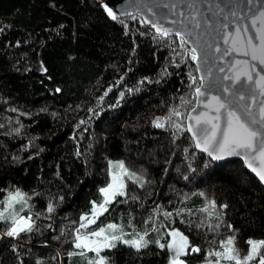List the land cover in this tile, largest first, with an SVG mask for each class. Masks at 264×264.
<instances>
[{
	"label": "trees",
	"instance_id": "1",
	"mask_svg": "<svg viewBox=\"0 0 264 264\" xmlns=\"http://www.w3.org/2000/svg\"><path fill=\"white\" fill-rule=\"evenodd\" d=\"M131 16L127 17L126 30L119 21L107 17L98 0H0V124L4 125L0 128V198L6 195L5 189L19 186L30 194L37 193L31 202L35 210H40L60 190L64 195V201L51 214L52 220L42 216L41 230L30 234L29 241H19L24 264H37L38 258L44 264H87L86 256L64 255L70 242L57 237L60 228L70 220H78L79 213L90 208V200L99 197L98 188L110 180L109 159H124L133 169L146 172L150 183L139 188L129 181L130 192L140 199L113 202L101 220L127 222L131 215L138 227H144L142 221L156 205L169 209L187 206L197 212L204 203L199 191H205L218 203L229 204L221 211L240 229L242 249H247L244 240L248 236L264 237V186L257 178L240 161L213 162L205 167L203 160L209 157L198 150L195 159L190 160L184 152L191 142L189 133L176 138L170 127H157L151 122L165 115L172 103H179L181 96L194 99L188 88L191 69L185 64H169L171 74L159 76L161 66L171 58V50L141 34L145 27L137 23L138 16L137 20H131ZM60 24L64 27L57 32ZM16 40L21 41L20 45L15 44ZM40 60L47 66V73L40 71ZM189 63L194 65V61ZM29 64L30 70L24 71ZM126 70L125 80L117 83ZM143 76H151L152 80L139 85ZM109 84L115 87L98 108L94 107ZM125 84L128 88L138 87V91H128ZM57 86L61 92L55 91ZM121 90L125 95L118 102ZM89 107L93 112L87 111ZM13 108L34 115H21ZM41 108L48 111H37ZM16 117L26 127L20 134L9 135L11 127L20 126ZM80 119L85 123L76 128ZM84 128L88 131L81 139ZM73 134L80 141V156ZM32 137H36L32 146L25 148ZM184 194L189 196L186 201ZM184 216L188 218L187 213ZM175 226L207 251L203 230L189 229L179 217ZM155 236L150 233L151 238ZM57 249H61L59 255ZM142 251L144 255H139L122 246L105 253L114 256L115 264L167 262V252L154 244ZM195 255L203 258V252ZM0 264H20L17 252L3 239Z\"/></svg>",
	"mask_w": 264,
	"mask_h": 264
},
{
	"label": "snow or ice",
	"instance_id": "2",
	"mask_svg": "<svg viewBox=\"0 0 264 264\" xmlns=\"http://www.w3.org/2000/svg\"><path fill=\"white\" fill-rule=\"evenodd\" d=\"M98 6L111 20L119 21L126 30L129 29L125 7L118 13L112 6V0H98ZM131 7L139 14L137 23L146 25L141 34L148 35L153 43L171 50L168 64L161 66L158 75H170L169 64L176 67L185 64L191 69L187 78L190 81L189 94L194 99L181 96L179 103H172L165 115L156 116L151 122L157 127H170L176 138L183 136L185 132L190 133L191 142L184 148L190 160L195 159V150L207 153L209 159L203 160L205 167L227 157L239 156L246 168L260 182H264V3L261 0H236L235 3L230 0L229 3L215 4L216 14L224 17L219 24L222 34L218 37L225 45L223 48L220 43H209L206 37L202 38L198 31L200 22L196 19L200 11L193 3L187 5L192 27L183 19L184 8L174 0H160L158 4L151 0L143 3L142 7L151 13V18L145 15L140 5L134 4ZM130 18L137 20L135 15ZM208 23L212 24L213 21L209 19ZM229 23L235 25L234 31L229 28ZM63 27V24L58 25L56 31L59 32ZM20 43V40L15 41L16 45ZM135 51L134 47L132 52L135 54ZM131 59L130 57V61ZM217 60H223L224 66H218ZM189 61H194L195 64L191 65ZM31 67V64L26 65L23 70L29 71ZM217 67L220 73H224L227 67L230 74L226 73L223 77L214 74L213 68ZM39 68L41 72H48L43 60L39 61ZM127 71L117 78V83L125 80ZM151 80V76H143L138 84L143 85L145 81ZM113 87L114 84L108 85L103 95L97 97L98 104L94 107L98 108L104 102V97ZM124 88L132 92L138 91V87L128 88L127 84ZM55 91L61 92L62 89L57 86ZM124 95L125 91L121 90L117 101L122 100ZM193 103L196 106L190 107ZM12 110L25 116L34 115L20 108ZM37 111L47 112L48 109L41 108ZM87 111L93 112V107H89ZM16 123L20 126L11 127L7 134H20L26 127L19 117H16ZM84 123L85 120L80 119L75 127L80 128ZM2 127L4 125L0 124V128ZM86 131L87 128L81 130V139ZM35 139L36 137H32L24 147H31ZM73 139L77 143L76 154L80 156V141L76 134H73ZM190 148L194 150L189 152ZM108 172L110 180L98 188L100 195L90 200V208L81 211L78 220H70L65 227L59 229L61 235L57 239L70 242V248L63 250L67 257L79 254L86 256L87 264H115L114 256L105 253V250H119L122 246H127L137 254L144 255L142 250H147L154 244L167 252L166 264H192L193 261L195 264H264V237L248 236L244 240L247 249H242L238 236L240 229L227 219L226 212L221 211L228 209L229 204L218 203L214 196L205 191L198 190L204 203L197 212L187 206L169 209L156 205L142 221L144 227H138L131 215L127 222L101 220L109 212L113 202L124 203L129 199H140L134 191L130 192L129 181L139 188H146L150 183L146 172L133 169L124 159H109ZM5 191L6 195L0 200V222L3 223L0 239L8 241L11 249L17 252L20 264H24L19 255V241L27 242L31 239L30 234L41 230L42 216L52 220L51 214L64 201V195L60 190L56 196L49 198L45 208L35 210V205L31 202L32 196L37 195L35 191L30 194L19 186H10ZM188 198V194L183 195L185 201ZM184 213L188 214L187 219ZM177 217L189 229L204 231L207 251H203L201 244L195 243L189 234L175 226ZM150 233H156L154 239L150 237ZM41 242L49 243L48 240ZM60 252L61 249H57L58 255ZM202 252V259L195 255ZM52 259L55 260L56 257L53 256ZM37 264H44L43 259L38 258Z\"/></svg>",
	"mask_w": 264,
	"mask_h": 264
},
{
	"label": "water",
	"instance_id": "3",
	"mask_svg": "<svg viewBox=\"0 0 264 264\" xmlns=\"http://www.w3.org/2000/svg\"><path fill=\"white\" fill-rule=\"evenodd\" d=\"M147 2H149V0H112V6L114 7V10H116L118 13L122 7H125L126 11L128 13V16L136 15L139 17V14L135 12V9L133 7H131V5H134V4L140 5L141 10L144 11L145 15H147V16H149V18H151V13L147 12V9L142 7L143 3H147ZM151 2L158 4V3H160V0H151ZM174 2L180 4L184 8L185 15H184L183 19H185V22L189 25V27H192L193 24H192V18L188 16L187 5L189 3L195 4V6L200 11V15L196 19H198L200 22V28L198 31L201 33L202 38L206 37L208 39L209 43H220L222 48L225 47V45L223 44V41L218 39L219 35L222 34L220 31V28H219V24L221 23V21H223L224 17L216 14L214 6L217 2L224 4V3H229L230 0H174ZM231 2L235 3L236 0H231ZM261 3H264V0H261ZM209 19H211L213 21L212 24L208 23ZM142 26L146 27V25H142ZM229 28L234 31L235 25L229 23ZM188 46L191 47V45H188ZM241 58H243V57H241ZM194 64H195V62H194ZM216 64L218 66H224V61L223 60H217ZM213 72H214V74L219 75L221 77H223V75H225L226 73L230 74V73H228L227 67H225L224 73H220L218 71V67L213 68ZM198 75H199V73H198ZM195 106L196 105H194V107ZM198 151L201 152L200 150H198ZM204 154L207 155V153H204ZM229 161H231V162L240 161L246 168V165L244 164L242 158L239 156L227 157L223 161H216V162L224 163V162H229ZM247 170L250 173H252L251 170H249V169H247ZM252 174L255 176L254 173H252ZM256 178L259 181L258 177H256ZM260 183L264 186V182H260Z\"/></svg>",
	"mask_w": 264,
	"mask_h": 264
},
{
	"label": "rangeland",
	"instance_id": "4",
	"mask_svg": "<svg viewBox=\"0 0 264 264\" xmlns=\"http://www.w3.org/2000/svg\"><path fill=\"white\" fill-rule=\"evenodd\" d=\"M4 196L2 198H0V200H3Z\"/></svg>",
	"mask_w": 264,
	"mask_h": 264
}]
</instances>
